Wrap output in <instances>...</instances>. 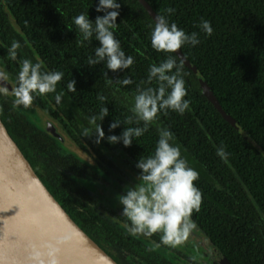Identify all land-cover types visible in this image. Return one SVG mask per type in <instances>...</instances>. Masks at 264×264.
<instances>
[{
	"label": "trees",
	"instance_id": "1",
	"mask_svg": "<svg viewBox=\"0 0 264 264\" xmlns=\"http://www.w3.org/2000/svg\"><path fill=\"white\" fill-rule=\"evenodd\" d=\"M4 1L21 29L17 33L10 26L0 5V58L7 62L11 79L16 80L21 60L37 63L41 59L49 71L64 73L57 88L69 102V124L75 130L83 132L89 126L95 132L96 125L90 124L89 118L99 116L102 107L108 108L109 115L96 124H101L106 137L120 136L127 127H143L142 121L125 123L133 115L130 109L137 88L157 86L155 80L147 82L152 64L158 65L168 56L177 58L178 64L181 60L175 53L152 48L155 21L138 0H117L120 15L113 31L134 63L115 73L103 63L87 65L88 57H94L95 48L100 45L95 36L84 41L73 22L81 13L88 14L93 22L98 15L102 16L95 10L99 0ZM145 1L156 15L166 16L170 24L176 23L189 34L198 33L200 43L195 47L183 46V56L198 69L223 111L264 152V0ZM169 8L175 11L169 14ZM201 20L210 22L211 36L199 27ZM14 40L21 44L16 61L7 52ZM42 71L47 72L43 65ZM104 71L114 81L127 77L132 83L109 85ZM182 77L187 89L185 99L190 101L183 115L171 110L162 112L143 136L133 138L131 146L125 147L122 142L113 145L136 167L142 156L154 154L159 130L169 129L182 156L199 173L194 183L203 194L202 204L191 219L231 264H264V157L223 119L203 95L197 76L184 64ZM71 79L76 81V92L67 89ZM98 96L106 99L100 101ZM13 101L14 98L0 94L1 121L30 164L39 163L35 157L38 154L46 158L42 165L51 169L53 180L44 185L75 222L71 213L76 208L71 205L69 192L52 182L64 184L55 172L62 162L51 154L54 149L47 143L49 138L34 128L26 109L14 108ZM115 120L121 124L110 132L109 125ZM221 145L228 154L226 160L217 155Z\"/></svg>",
	"mask_w": 264,
	"mask_h": 264
},
{
	"label": "clouds",
	"instance_id": "2",
	"mask_svg": "<svg viewBox=\"0 0 264 264\" xmlns=\"http://www.w3.org/2000/svg\"><path fill=\"white\" fill-rule=\"evenodd\" d=\"M121 5L117 0H99L96 7L98 15L93 22L88 14L81 13L74 18V24L82 34L84 41L95 40L99 47L95 48V55L89 56L87 65L95 66L105 64L108 71L113 73L129 69L134 63V58L127 56L121 48L120 41L115 37L113 29L118 27L117 18L120 15ZM171 14L175 10H166ZM155 26L151 32V46L157 52L175 53L185 45L195 47L200 43L198 33H187L180 29L176 23H169L164 15L155 17ZM199 27L211 36L213 28L209 21L201 20ZM21 44L13 41L7 49L11 60L16 61L18 49ZM183 61L178 64L177 58L168 56L161 63L152 64L148 74V84L153 80L156 87L137 88L134 97V106L130 109L132 116L126 118L125 123L139 124L143 127H127L120 136L110 135L108 142L115 144L122 142L125 147L131 146L133 138H138L148 131L150 123L156 120L160 113L168 110L181 115L190 107V101L185 99L187 89L182 77ZM175 69V71H173ZM108 71L103 72L107 84L114 82L119 85H129L130 78L116 79L108 77ZM62 71H42V64L33 63L29 59L20 61V71L16 78V86L11 89L14 97L13 107L23 106L25 109L33 106L36 95L41 96L49 93H57V84L62 81ZM9 79V74L0 69V82ZM143 83V82H142ZM69 92H76V81L71 79L67 84ZM0 94L9 95L6 87H0ZM64 93L56 94L55 100L60 104ZM97 99L104 101L106 97L98 96ZM109 115L107 107H102L99 116L89 118V123L96 125L95 133L98 136L97 143L105 136L101 124L96 121ZM121 122L115 120L109 125V131L119 127ZM90 130L85 128L83 135L90 136ZM174 134L167 128L159 130L155 152L148 157H141L136 164L140 170L135 186L127 187L125 194L117 197L123 206L122 215L130 224L125 228L132 236L143 235L151 237L161 233V242L165 245H178L183 243L195 227L191 216L194 211L198 212L202 204V192L195 183L199 179V173L189 166L188 161L182 156L181 147L174 143ZM221 159H227L224 146L217 150ZM159 245H157L158 247Z\"/></svg>",
	"mask_w": 264,
	"mask_h": 264
},
{
	"label": "flooded vegetation",
	"instance_id": "3",
	"mask_svg": "<svg viewBox=\"0 0 264 264\" xmlns=\"http://www.w3.org/2000/svg\"><path fill=\"white\" fill-rule=\"evenodd\" d=\"M38 61L49 71L41 59ZM0 69L9 74V79L0 82V87H6L8 96L14 98L11 89L16 86V80L11 79V71L2 58ZM57 93L37 94L33 106L27 108L25 114L34 128L49 138L47 143L54 149L51 152L54 158L64 164L61 163V167L55 170L64 184L56 180L52 182L69 192L71 205L78 212L71 213L76 224L107 255L117 264H221L214 254L216 249L231 264L195 223L188 238L178 245L163 244L161 233L151 237L130 235L125 228L130 222L122 215L123 206L117 197L125 194L127 187L138 183L140 171L119 148L108 142L106 136L97 143L98 136L89 126L85 127L90 130L88 137L75 130L69 124V102L63 95L60 104H57ZM35 157L39 163H32L31 166L42 183L47 184L53 180L51 169L42 165L46 161L43 155ZM203 238L211 244L207 246Z\"/></svg>",
	"mask_w": 264,
	"mask_h": 264
},
{
	"label": "water",
	"instance_id": "4",
	"mask_svg": "<svg viewBox=\"0 0 264 264\" xmlns=\"http://www.w3.org/2000/svg\"><path fill=\"white\" fill-rule=\"evenodd\" d=\"M155 21L156 13L138 0ZM12 27L21 33L4 0H0ZM156 22V21H155ZM198 78L203 95L263 157L261 147L241 129L217 102L198 69L175 52ZM209 246L211 242L203 238ZM214 250V248H213ZM221 264L229 262L217 250ZM0 264H117L66 213L42 183L0 119Z\"/></svg>",
	"mask_w": 264,
	"mask_h": 264
}]
</instances>
